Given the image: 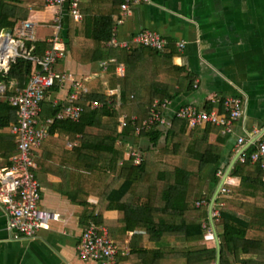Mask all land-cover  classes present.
Wrapping results in <instances>:
<instances>
[{
  "label": "crops",
  "instance_id": "1",
  "mask_svg": "<svg viewBox=\"0 0 264 264\" xmlns=\"http://www.w3.org/2000/svg\"><path fill=\"white\" fill-rule=\"evenodd\" d=\"M15 1L21 2L18 6L22 10L20 14H27L25 22H20L16 28L26 22L32 23L35 26L34 42L49 44L55 33V16L62 14L63 57L55 71L65 74L68 79L60 86L54 101L66 102L77 84L87 90L81 92L82 105L89 95L98 98L91 101L92 108H101L108 103L121 110L125 95L140 98L168 94L174 98L167 99L172 105L164 113L171 125H155L168 131L159 144H154L151 135L136 131L133 143L119 144L124 148V155L119 160V167L108 171L107 177L99 173V162L103 161L93 150L98 137L91 133L89 147H83L87 137L82 132L75 133L67 125L57 126V121L47 124L50 117L45 116L42 106L38 122L47 127L48 136L40 148L34 149L33 158L38 164L36 176L42 186L41 206L59 213L61 221L49 229H41L34 238L18 239L9 229L10 216L0 203V264H94L92 260L81 259L78 253L82 233L91 223L108 227L120 249L119 264H156L148 252L158 249V244L146 230L133 231L134 225L126 223L128 220L143 222L152 219L153 214L140 201H126L122 210L109 207L108 196L125 183L119 172L124 162L131 159L129 153L135 150L143 156L142 149L146 148L153 150L154 165L159 171L164 168L172 172L181 168L192 173L189 203L195 209L198 202L208 203L204 197L212 198L218 186L215 187L216 178L220 177L221 181L236 156L249 158L251 149L258 150L264 140V0H148L132 6L127 14L122 10V4L127 0H81L83 17L79 22L70 15L68 3L54 8L48 7L45 0ZM52 10L55 15L48 16L47 12ZM15 29L10 30L15 32ZM144 30L164 36L169 42L168 51L157 54L138 48L125 53L110 45L113 36L129 42ZM4 31L0 38L6 39ZM26 44L25 49L29 50ZM179 44H184L185 48L181 49ZM100 49L111 50L113 56L99 59ZM14 54V46L5 49L0 60L3 75L17 58H22L14 57ZM18 88L21 87L14 80H0L1 168L12 166L14 144L18 147L16 136L11 132L17 120H14V106L9 102V97ZM103 96L106 98L100 99ZM230 98L243 101V116L235 122L232 133H225L224 128L211 124L191 128L189 124L175 122L177 113L185 107L225 114V104ZM93 102L103 105L93 107ZM146 109L149 110V106ZM124 114L129 115L126 112L120 114V131L125 129L121 127ZM134 116L140 119L139 114ZM88 130L90 128L87 133ZM241 138L245 140L243 146L239 144ZM208 144L222 149V162L208 164L199 171L196 158L201 148ZM101 158L109 159L106 155ZM180 158L185 165L178 163ZM240 184L239 178L230 175L224 186L230 194L227 186ZM177 196L178 189L172 187L167 208H172ZM219 204L224 208L227 206L226 202ZM208 206L200 208L208 209ZM187 221H192L190 216ZM212 241L214 239L207 233L200 244L213 247L215 242ZM177 242L174 241L172 247L185 249L194 245L184 240ZM185 262L182 260L180 264ZM161 264L175 262L170 260ZM235 264H242V261Z\"/></svg>",
  "mask_w": 264,
  "mask_h": 264
},
{
  "label": "trees",
  "instance_id": "2",
  "mask_svg": "<svg viewBox=\"0 0 264 264\" xmlns=\"http://www.w3.org/2000/svg\"><path fill=\"white\" fill-rule=\"evenodd\" d=\"M20 4L21 2L15 0H0V36L4 30L15 29L20 22H25L27 19L26 13L20 14L22 12L18 7ZM69 33L67 38L68 48L71 44ZM26 45L28 49L34 46L31 55L39 59H42L45 52L50 48L49 44L40 42H29ZM96 45L99 46V43H96ZM119 50L125 53L133 51ZM139 50L162 54L151 48H140ZM110 51L101 50L99 59L112 57L113 54ZM135 51L137 52V50ZM39 68V64L35 61L17 58L11 64L7 74L3 75L0 72V80H14L19 87L23 88L33 72ZM60 89V85H55L46 90L45 99L41 104L45 108V116L54 117L61 108L62 104L55 105L53 100ZM105 98L106 96L100 97V99ZM123 98L124 104L121 111L108 103L101 108H92L91 101L98 98L89 95L86 101L82 102L85 111L79 122L62 120L56 123L57 126H69L75 133L82 132L87 137L83 140V147H89L91 133L93 136L98 137L96 145H93V150H96L99 154V160L103 161L99 162V171H101L99 173L105 175V177L109 175L108 171L119 167V160L124 155L123 146L127 143H133L132 140H134L137 133V123L149 116V110L146 108L153 106L157 100L165 101L174 97L161 94L140 98L125 95ZM63 103L66 102L63 101ZM120 111L121 113H128L130 119L129 125L123 131L119 129ZM137 114H139L140 119L134 123L132 117ZM17 119V109L14 107V120ZM177 121L183 122L185 126L188 125L186 121L179 118L175 120V122ZM157 126L160 125L157 124ZM89 128L90 130L87 133ZM167 132L164 127L155 126L154 130L144 131L143 134L151 135L154 144L158 145ZM119 144L123 146L120 147ZM14 151L16 155L18 153L16 144H14ZM254 151V149H251L247 155L249 157L247 161L245 163L239 161L231 174V178H239L241 184L239 186H227L231 193L219 196L221 202L227 204L221 210V218L219 220L215 219L221 240V264H235L237 261H242V264H264V170L250 160ZM142 153L144 156L142 165L135 166L134 158L131 157L121 166L119 177L125 179V183L120 189L111 192L108 196L111 202L109 207L122 210L126 201L132 203L140 201L147 207L148 212L153 214L152 219L143 222L128 220L126 223L128 226L134 225L133 231L137 229L146 230L151 235L152 241L158 244V249L148 252V256L154 257L156 264L170 260H173L175 264H180L182 260L186 261L185 264H215L216 247L200 244L201 241L205 240L206 234L211 229L207 217V207L194 209L189 203L192 173L181 168H175L172 172L164 168L159 171L154 165L155 154L153 150H145ZM104 155L109 159L101 160ZM222 155L224 153H222L220 147L210 144L203 146L198 158H196L199 171L203 170L208 164H221ZM219 182L220 177L216 178L215 187ZM172 187L178 189V196L172 208H167ZM204 198L209 204L211 197ZM219 203L217 199L216 204ZM187 216H190L191 222L187 221ZM253 230L258 231V233H251ZM173 240L176 243L184 240L187 243H194V245L191 244L185 249L172 247Z\"/></svg>",
  "mask_w": 264,
  "mask_h": 264
},
{
  "label": "built area",
  "instance_id": "3",
  "mask_svg": "<svg viewBox=\"0 0 264 264\" xmlns=\"http://www.w3.org/2000/svg\"><path fill=\"white\" fill-rule=\"evenodd\" d=\"M148 0H127L122 4L124 14L130 12L132 6ZM48 7H63L66 3L69 5L70 15L79 22L83 15L81 12V0H45ZM53 37L49 40L50 48L45 52L42 59L36 60L31 56L33 47L25 49L26 43L35 41V26L32 23H23L15 29L11 38V45L15 48L14 57H22L29 60H35L40 68L30 77L28 84L23 88H18L13 95L9 97V102L17 109L18 119L11 127V132L17 139L18 153L12 158V166L0 167V203L5 207L10 216L9 229L14 231L16 238H34L42 229H49L54 223L61 221V215L56 212L45 210L41 206L42 186L37 179L36 171L38 164L33 158L34 149L40 148L48 136L47 127L40 125L38 117L42 111V102L45 99L46 90L55 86H62L67 76L55 71V66L63 57V38H62V14H58L54 19ZM6 39L0 38V60H2L5 51ZM10 45V46H11ZM110 45L117 49L133 50L138 48H151L161 53H166L169 48L168 40L161 34L149 30H144L135 35L131 41H119L113 36ZM181 49L184 44H179ZM22 49L19 53L18 49ZM87 91L81 84L75 85V90L67 96L66 103L56 99L55 105H61V108L54 117L47 118L46 122L52 125L56 121L73 120L79 122L85 111V107L80 103L81 92ZM103 105L93 102V107ZM171 100L156 101L149 107V116L137 123L136 131L142 134L150 130L155 125L170 126V120L165 116V112L170 110ZM225 114L219 112L197 111L193 107L182 108L177 117L186 120L191 128L203 124H211L222 127L225 133H232L234 124L243 116V101L240 98H230L225 104ZM129 116L124 114L121 117V127L126 128L129 125ZM137 116L132 117L136 123ZM245 140H239L240 146H243ZM72 146V144H71ZM130 157L134 158L137 166H140L144 158L138 151H131ZM250 160L264 170V140L261 141L259 148L254 152ZM241 162L245 163L247 158L241 156ZM229 194V190L224 186L220 195ZM219 198V197H218ZM207 205L206 202H198L197 207ZM216 205V206H215ZM214 205L213 218H221V204ZM213 238L211 229L208 232ZM78 253L81 259L94 261V264H119L120 249L117 243L111 238L107 226L91 223L82 233L78 245Z\"/></svg>",
  "mask_w": 264,
  "mask_h": 264
},
{
  "label": "water",
  "instance_id": "4",
  "mask_svg": "<svg viewBox=\"0 0 264 264\" xmlns=\"http://www.w3.org/2000/svg\"><path fill=\"white\" fill-rule=\"evenodd\" d=\"M14 31L13 30H6L4 31L3 36L6 37V41H5V45H4V49L8 48L11 45V38L13 36ZM241 155L236 156L233 161L231 162L230 166L228 167L224 177L221 178V181L219 182L217 189L215 190L208 209H207V216H208V220H209V224L211 227V232L213 235V239L215 242V247H216V261L215 264H221V259H222V250H221V240L217 231V227L215 224V220L213 218V209H214V205L216 203V200L219 197L220 191L222 189V187H224V185L226 184L227 179L229 178V176L231 175L233 169L235 168L236 164L239 161Z\"/></svg>",
  "mask_w": 264,
  "mask_h": 264
},
{
  "label": "rangeland",
  "instance_id": "5",
  "mask_svg": "<svg viewBox=\"0 0 264 264\" xmlns=\"http://www.w3.org/2000/svg\"><path fill=\"white\" fill-rule=\"evenodd\" d=\"M54 8H56V7H54ZM51 14H52L53 16L55 15V13H54V11H53V10H52V11H48V12H47V15H48V16H49V15H51ZM47 33H50V31H49V32H47ZM142 150H143V151H145V150H146V148H145V149H142ZM143 151H142V152H143ZM180 159H181V158H180ZM178 163H179V164H183V165H185V164H186V163H185V161H184L183 159L179 160V162H178ZM221 196H222V195H220V197H221ZM220 197L218 198V203H219V202H221V198H220ZM195 200H196V199H195ZM198 201H201V200H198ZM195 202H196V201H195ZM221 203H222V202H221ZM224 203H225V202H224ZM215 206H216V205H215ZM221 208H224V207H221ZM209 231H210V230H209ZM209 231H208V232H209ZM251 233L255 234V233H258V231H256V230H253V231H251ZM253 234H252V235H253Z\"/></svg>",
  "mask_w": 264,
  "mask_h": 264
}]
</instances>
